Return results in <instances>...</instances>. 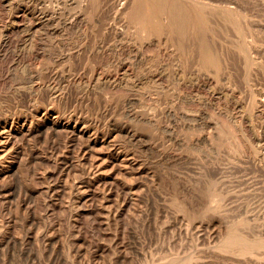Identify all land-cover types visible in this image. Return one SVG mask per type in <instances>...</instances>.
I'll return each instance as SVG.
<instances>
[{
	"label": "bare ground",
	"instance_id": "obj_1",
	"mask_svg": "<svg viewBox=\"0 0 264 264\" xmlns=\"http://www.w3.org/2000/svg\"><path fill=\"white\" fill-rule=\"evenodd\" d=\"M45 1L0 0V62L5 61L0 68V244L7 247L15 241L17 233L22 237L20 244H16L17 241L15 244L21 245L22 249L33 242V247L37 246L34 244L41 245L36 250L42 247L43 251L50 252L45 253L49 259L53 255L59 259L65 254L71 264H86L83 244L93 247L91 253L94 256L102 255L106 247L103 242L91 241L84 233L82 236L75 232L74 238L70 236L78 250L71 256L63 248L66 233L62 223L89 230V221L97 232H92V237L95 234L103 240L106 233H110V241L115 246L112 248L131 247L142 256L141 264H190L191 259L179 258L177 254L155 258L148 250L143 252L140 245L143 237H139L141 230L138 232L137 225L142 214L140 203L144 201L145 206L140 218L142 231L146 236L155 235V239L160 240L166 239L169 228L177 230V212L167 214L168 205L177 207V195L183 208L195 209L201 216L215 212L219 196L208 186L210 166L206 159L197 161V167L195 156L184 157L192 164L189 177L198 173L196 179L204 184L203 195L192 189L189 182L177 180V161L183 158L177 153V145L186 144L207 152L208 146L213 144L214 134L223 136L230 158L241 159L243 184L264 187V88L261 81L264 80V49H261L264 36L254 29L258 18L252 20L254 13L242 7V0H234L233 6L229 7L214 0H62L64 12L60 3L49 7V2L45 5ZM246 1L254 7L264 5V0H245L244 3ZM182 3L191 7L189 17L177 20V4ZM110 10L118 16L117 20L122 19L127 25L137 24L142 39L149 46L159 48L171 44L173 39L180 42L194 39L198 46L199 68L206 74L212 73L216 79L220 74L225 75L229 87L226 95L230 98L235 97L231 86L234 84L231 60L236 58L244 86L238 100L232 99L237 110L234 104L223 106L225 118L220 125H214L213 131L207 127L205 117L199 116V108L193 109L194 113L190 115H184L182 107L177 112L170 87L177 81V74L168 72L170 69L166 70L165 64L155 57L147 59L148 71L145 73L131 74L127 67L118 66V70L114 68V74H98L90 70L88 64L95 49L100 50L96 45L100 41H95L98 48L93 43L90 47L86 44L88 40L85 41L92 54L85 58V63L80 60L85 54L81 52L80 58L48 54V46L58 47L64 39L66 30L65 26L59 27L61 21L70 24L78 17L83 20L89 16L95 20L96 14L101 12L103 17L99 15L98 19L102 21L109 15L103 13H110ZM3 15L6 20L2 22ZM259 25L264 27V24ZM227 27L238 35L232 45L219 39L223 28ZM70 33L72 36L73 32ZM118 39L120 41L121 37ZM40 50L47 53L46 57ZM115 56L113 54L112 58ZM107 61L111 65L112 60ZM79 69L89 71V76L83 78ZM143 96H148L151 102L142 104ZM193 96L202 98L198 90ZM177 120L180 126L192 129L189 135L177 137ZM261 170L263 174H260ZM214 202L217 203L215 206ZM261 218L264 221V214ZM203 220L198 223L187 220L185 224L187 229H207ZM179 230H182L180 226ZM220 231L222 240L217 247L221 251L237 255L251 254L254 249L264 251V227H260L255 239L246 234L248 225L239 220L228 227H220ZM120 235H124L127 242ZM167 242H172L171 236ZM27 256H30L28 251ZM33 259L30 260L33 262Z\"/></svg>",
	"mask_w": 264,
	"mask_h": 264
},
{
	"label": "rangeland",
	"instance_id": "obj_2",
	"mask_svg": "<svg viewBox=\"0 0 264 264\" xmlns=\"http://www.w3.org/2000/svg\"><path fill=\"white\" fill-rule=\"evenodd\" d=\"M214 1L219 3V5H224L225 7L233 6V4H234V0H214ZM46 2H49V4H48L49 7H50V4H58V3H60V5L63 4L62 0H55V1L52 0L51 2L49 0H46L44 3L45 5L47 4ZM244 2H245V0L241 1L242 7H245L246 10L249 9V10H251V12L254 13V15H252V20L256 21L257 18H258V20H261V21L257 20L255 23L253 21L252 22L254 23L255 31H256V29H258L257 32L263 34L260 36H264V29H263L264 27L261 28L259 25V24H261V25L264 24V7H261L264 5H260L259 7H254L253 5H250V3H248L247 1H246V3H244ZM61 6L63 7V5H61ZM190 8L191 7L186 3L177 4V20H181L183 18L187 19L189 17ZM255 10H257V11H255ZM66 11H67V8H66L65 12ZM73 11H74V9H73ZM258 11H260V12H258ZM62 12H64V7H63ZM256 12L260 15H257ZM101 13L96 14L97 16H95V18H94L95 20H93V16L91 18H90V16L85 17V18H83V20H79V17H78L74 20L75 22L73 21L70 23L71 25L69 23H67L69 21H65V23L63 21H61V23L59 24V27L65 26V30H66L65 34H64V39L62 41L63 45H65V48L63 47L62 43H61V45L59 44L58 47L57 46L55 47V45H50L51 50H49L50 46H48V54L50 53V56H54V54L57 53L58 56L60 55L62 57L73 55L74 57L78 56V58H80L83 55L82 56L83 58H80V60H83V62L85 63L87 61V59H85V58H87V56L92 55L88 51L89 48L92 47L93 44H94L95 48H98L96 46L98 44L100 50L97 49V51L99 50V52H98L99 54L97 55L96 49L93 52V54L95 53L94 56L97 59L94 56H91L93 59L90 58L91 61H89V64H88V66L90 67L89 69L94 71V73H98V74H102V73L103 74H105V73L114 74L115 69L117 68V70H118L119 67L120 68L121 67H127L128 72H131V74H135L136 72L140 73L138 71L145 73L148 71V63L146 62L147 59L149 57H155L158 62L160 61L161 64L162 63L165 64V65H163V64L162 65L164 66V68L166 70L170 69V70H168V72L170 71L171 73L173 72V73L177 74V81L172 82L170 84V87L172 89V94H171L172 96L171 97L173 98V103L177 107V112H178V109L180 107H182V108H184V109H182L184 115H190V114L194 113L193 109L196 110L197 108H199V110H200L199 116L201 115L202 117H205L204 120H206L208 123L207 127L213 131V130H215L214 125L215 124L220 125L219 123L221 121H223V119L225 118L224 110L222 108L223 106H225L226 104H234L235 109L237 110V105H236V103L233 102L232 99L238 100L239 96L242 95L244 92V90H243L244 86H243L242 80L240 81L241 75H240L239 69L237 67V65L239 63L236 61L237 60L236 58H233V60H231L232 65L230 64L232 67V70L234 69L233 70L234 73L232 74V83H234V84H232L231 86L233 87V91H234V95H235L234 98H230L229 96L226 95V92L228 91V90H226V88L229 89V87L227 86L228 82L226 80L225 75L220 74L218 79H216L212 73L206 74L202 69L199 68V64L197 63V61H198V59H197V57H198V55H197L198 46H197V43L194 39H190L188 42H180L178 40L173 39L171 44H168L165 46L161 45L159 48H157L154 45L149 46L147 44V42L144 39H142L141 33L138 29L137 24L130 23L127 25V23L122 21V19L117 20L116 18H118V16L114 13L113 10H110V13H108V12L103 13L105 15L109 14L110 17H109V15H107L108 17L107 16L106 17L108 20L105 19V17H104L102 19V21H103L102 22L100 18L98 19V16ZM100 16H101V18L103 17V15H100ZM2 18H4V19H2ZM1 19H2L1 20L2 22L5 21L6 20L5 15L1 16ZM98 20H100V21H98ZM84 21H86V22H84ZM91 21H92V23H91ZM98 22L99 23L101 22V23L98 24ZM84 23H85V25H84ZM67 24H69V25H67ZM101 24H103V26ZM79 26L81 28L83 27L82 30H81V28H79ZM112 26H113V29H112ZM98 27H100L99 30H97ZM71 28H74V29L71 30ZM77 28H79L78 29L79 31L77 30ZM101 28H103V29H101ZM114 28H115V30H114ZM260 28L263 31H260ZM83 30H85V31H83ZM88 30H90V31H88ZM101 30L103 31L102 34H101V32H102ZM111 30L112 31L114 30V31L112 32ZM70 31L73 32L72 36H70L71 35ZM115 31H116V33H115ZM82 32H83V34H82ZM87 32H89L90 35H92V36L95 35L94 36L95 38L90 36L89 33H87ZM91 32H92V34H91ZM93 32L95 34H93ZM105 32H108V33H106L108 37L105 35ZM109 32H111V33H109ZM119 32L122 34H120ZM68 34L70 37H67ZM110 34L112 37L109 36ZM123 34L125 35L126 38H124ZM79 35L81 37L82 36L83 37L81 38ZM260 36H259V38H260ZM90 37H92V38L90 39ZM120 37L122 40L124 38L123 41L120 39L121 42L118 39ZM70 38H71V40L73 38L74 39L72 41H70ZM115 38L119 42L116 41ZM75 39H77V42L74 41ZM79 39H81V41H78ZM219 39L225 44L232 45V44H234L233 39H238V35H237V33H235L232 30L231 27H227L226 29L223 28L222 33H220V35H219ZM86 40H88V41H86ZM85 41H86V44L90 45V47L86 46ZM91 41H93V42H91ZM95 41L96 42L100 41L101 43L99 42L100 43L99 44V43H96ZM65 42L67 44H64ZM117 42L119 43V46H118L119 48L116 46V45H118V44H116ZM261 42H262V46H264V37L261 40ZM95 43H96V45H95ZM109 43H111V44H109ZM107 44H109V45H107ZM127 44L129 45V47H127L128 46ZM66 45H67V48H66ZM73 45H76V46H73ZM83 45L86 46L87 48L84 47ZM123 46L126 48L125 50H124ZM262 46H261V49L263 50L264 47H262ZM52 47L55 49H53ZM83 47H84V49H83ZM69 48H71V49H69ZM108 48H111V50H109ZM66 49L67 50L69 49V50L67 51ZM106 49L108 50V52ZM130 49L133 51V53H130V52H132ZM52 50H55V51L57 50V51L55 52ZM65 50H66V52H65ZM75 50H76V53H75ZM85 50H87V52ZM102 50H103V54H100V53H102ZM42 51L43 50H40V52H41L40 54L43 56L45 55V57H46L47 53L44 54V51L43 52ZM111 51H113V52L115 51V52L113 53ZM119 51L124 52V53L121 54ZM72 52H74L75 54ZM80 52L85 53V54L81 55ZM106 52H107V54H106ZM110 52H111V54L108 55V53H110ZM117 52L119 53V55ZM125 52H126V55H125ZM128 52H129V56H127ZM51 53L53 55H51ZM115 53H117V54H115ZM135 53L136 54L138 53V54L136 56H134ZM113 54H114V56L116 55L115 58H112ZM130 54H132V55H130ZM85 55H86V57H84ZM55 56H56V54H55ZM101 56L104 57V60H101L102 59ZM108 56H110L111 58ZM106 57H108L107 60H112V62H110L111 65L108 64L109 62L107 60H105ZM117 57H121V58L118 59ZM122 57H124V58H122ZM127 57H128V59H126ZM140 57H141V59H140ZM132 58H133V60H132ZM114 59L116 60V62H118V63H116L117 65L115 64ZM125 60L128 61V63L125 62ZM101 61H103V63ZM132 61H134V62L130 63ZM120 62H122V64ZM234 62H235V64L236 63L237 64L235 65ZM4 63H5V61L0 62V68L1 69L4 66ZM113 70H114V72H113ZM77 71L80 72V74H82L83 78L84 77L87 78L89 76V75H87V74H89V71H87V70L85 71V70L79 69ZM236 71H238V72H236ZM205 79H207V80H205ZM261 81H262V85L264 88V82H263L264 80L261 79ZM199 83H200V85H199ZM209 85H211L210 88H209ZM195 90H198L200 92V94L202 96L201 99L200 98L199 99L194 98L193 92H195ZM151 96H154V94H151ZM143 97H145V98L144 99L141 98V101H140L141 103L143 101L142 104H144V102L145 103L151 102V100L148 96H143ZM160 106H162V104H160ZM210 114H215V115H214V117H211V116L209 117ZM178 115H180V114H178ZM191 131H192V129L188 128L187 126H185V127L180 126L178 123V120H177V137L178 138L189 135L191 133ZM194 131H195V129H193V132ZM177 153L181 154V157H183V158H181V160L177 161V180L182 181V182H189L192 189H194L200 195L204 194L205 186L203 183L199 182L198 179H196L198 173L194 174V176H192V177H189V173H191L190 169H191L192 164H190L188 161H186V159L184 157H186L187 155L195 156L196 157L195 165L197 167H199V163L197 161H199L200 159H206L208 161V164L210 166L208 186L210 187V190H213L214 192H216L218 194L219 206L217 207V210L215 212H211V213H208L204 216H201V214H199L198 211H196L195 209L183 208V206L181 205V202H180L181 198L177 195V207L168 205V209H167L168 215H171V214L177 212V230L176 229L174 230V227H172L173 230L171 228H169V232L166 233V239L162 238L160 240V239L156 238L158 240L157 241L155 239V237H156L155 235L152 237L149 235L150 236L149 237L147 234V236H148L147 237L146 233L142 231L143 230L142 229V223H140V222H142L141 219H142V214L144 213L145 206H144V201L141 202L140 203V210H141L142 214L137 219V220H139L137 222L138 223L137 225L139 227L138 232H140V230H141V232H140L141 234L138 233V235L140 238L143 237L142 239L144 240L143 241L141 239L142 241L140 242L142 249L145 250L143 252L147 253V250H148V252L152 253V255L155 258L169 257L171 255L177 254V257H179V258L191 259L190 264H264V251H257V249H254V252H252L251 254L237 255V254H230V253L221 251L217 247L218 244L220 243V241L222 240V232L220 231V227L221 228L228 227L232 223L237 222L238 220L242 221V223H245L248 225V232L246 233L248 236H250L252 239H255L258 236L260 227L261 228L264 227V221L261 218L262 214H264V187L263 188H260V186H253L252 187V186H246L243 184L242 179H241L242 174H244V172H242V166H243L242 161H241V159H238V158L236 160L230 158L229 148H228L227 143L225 142L222 135L217 136L214 134L213 144L208 146L207 152L202 151L199 148H197V149L196 148H190L186 144H182V145H177ZM249 170L250 169L247 167V171H249ZM260 172H261L260 174H263L262 170ZM190 179H191V181H189ZM216 204L217 203L214 202L213 206H215ZM202 218L204 219L203 220L204 224L205 223L207 224V226L206 225L204 226V227H207V229L203 228V230H198L196 227L187 229L188 226H186V224H185L187 220L188 221L194 220L196 223H198V222H200V220ZM139 223H140V225H139ZM166 223L168 225V222H166ZM87 224L86 225L90 228V229L88 228L89 230H87V229L84 230L80 226H77V227L75 226V227L71 228L65 222L62 223V227L64 226V228L62 230H63V232L65 231V233H66L63 236V240H64L63 241V248H65L64 251H69V254L71 256L75 255V253L77 252L78 249H77L76 243L73 242L74 236H72V235H74V233L77 232L78 234H80V235L82 234V236H83V233H84L85 238H87V239L89 238V240H91V241L95 239V241H97V242L99 241V242H101V244L103 242V245L106 247V251L102 255H100V256L95 255L94 256V254L91 253V252H93V250H92L93 247L91 245L83 244L82 254L86 255V257L84 256V258L88 259V260L84 259V262L86 264H122V263L123 264H141L142 263V256L140 254H137V252L135 253V251L131 247H129V246L125 247L127 250L125 248L122 249L119 247L112 248L115 246L110 241V233L108 235L106 233L107 236L105 235L103 240H101L102 238L100 239V237L98 235H95V234L92 237V232L96 233V234H97V232H95L94 228L90 225L89 221L87 222ZM67 226H68V228H67ZM179 226L182 228L181 231L179 230ZM71 230H73V232H71ZM89 231L91 232L90 233L91 235L89 234ZM69 232H71V233H69ZM193 233L195 235H193ZM70 234L73 238L70 236ZM94 236H95V238H94ZM168 236H171V238H172L171 243L167 242ZM14 237H15V241H17L16 242V244H17L20 242V240H21L20 238L22 236L19 237V235L17 233H15ZM105 237L109 238V240ZM120 237L123 239V241L126 240V237L124 235H122V236L120 235ZM66 238H67V240H66ZM22 240L25 241V238H22ZM15 241L13 243H10L9 244L10 246L8 245L5 248H4V246H5L4 243H1V244H3L2 246L0 244V264H14V263L15 264H32V263H34V264H36V263L37 264H45L46 263L47 264L48 262L50 264L51 263L52 264H57V263L60 264L61 261L64 264L66 261H67L66 264H71L70 259L68 257H66L65 254L63 257L61 256V258H59V259L54 258L55 255H53V258L49 259L50 256L48 255L49 256V258H48L47 254H49L50 252L48 250L43 251L42 247H40L38 250L35 249V248L41 246L40 244H34V246L35 245H37V246L33 247V244H32L33 242H29V244H28L27 241H25L26 242L25 245L28 244V246L25 247L26 249L29 247V245H31V247L28 248L29 250L28 249L25 250V248L22 249L20 247L21 245L19 246L20 243L18 245H16ZM125 242H127V241H125ZM13 244H15V245H13ZM72 244H73V246H72ZM77 244H79V243H77ZM85 245H86V247H85ZM111 245H113V246H111ZM13 246H15V248ZM9 247H11V248H9ZM12 247L14 249H12ZM5 249H7V250H5ZM116 249H119V250H116ZM18 251H20L21 253H18ZM27 251H28L30 256H27ZM30 251H33V253ZM37 251H38V253H37ZM46 252H47V254H45ZM35 253H37V254H35ZM64 253H67V252H64ZM24 254L27 256V258L25 257ZM44 254L46 256H44ZM22 255H24V256H22ZM32 255H34V256L36 255V256L34 257ZM38 256H39V258H38ZM43 257H45V258H43ZM30 259H33V262ZM8 260H10L11 262ZM35 260L36 261L38 260V262H36ZM42 260H43V262H45V261L46 262L43 263ZM47 260H48V262H47ZM53 260H55V263H53L54 262ZM7 261H8V263H7ZM62 262H61V264H62ZM117 262H120V263H117Z\"/></svg>",
	"mask_w": 264,
	"mask_h": 264
}]
</instances>
